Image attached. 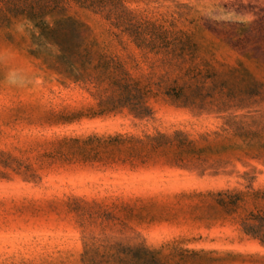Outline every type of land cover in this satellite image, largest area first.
<instances>
[{
	"label": "rangeland",
	"instance_id": "rangeland-1",
	"mask_svg": "<svg viewBox=\"0 0 264 264\" xmlns=\"http://www.w3.org/2000/svg\"><path fill=\"white\" fill-rule=\"evenodd\" d=\"M121 1L158 22L173 15L189 30L198 24L201 31L194 38L208 65L220 71L239 63L264 80V0ZM106 42L131 73L146 72L129 41ZM29 49L22 25L7 33L0 30V264H80L83 244L91 240H143L162 246L173 264H264V247L239 232L236 217L196 195L243 190L247 182L241 173L251 166L257 169L252 186H263L262 166L235 163L231 173L229 167L226 174L201 176L160 160L133 166L88 161L72 144L59 142L175 129L195 134L217 129L220 118L194 117L158 99L150 101L153 116L148 120L124 112L63 123L59 112L92 100L78 86L62 84Z\"/></svg>",
	"mask_w": 264,
	"mask_h": 264
},
{
	"label": "trees",
	"instance_id": "trees-1",
	"mask_svg": "<svg viewBox=\"0 0 264 264\" xmlns=\"http://www.w3.org/2000/svg\"><path fill=\"white\" fill-rule=\"evenodd\" d=\"M169 16L160 22L148 19L121 0H0V30L7 33L22 25L30 40L28 54L61 78L62 84H74L89 94L91 104L59 112L63 123L124 112L135 120H148L153 116L150 101L158 99L194 117L221 119L217 129L195 134L175 129L59 141L75 146L83 158L131 166L160 160L201 176L226 174L229 167L231 173L235 163L250 167L254 162L264 168V80L239 63L220 71L208 65L194 38L201 27L193 24L189 30ZM123 38L146 64L145 73H131L108 51V39L121 43ZM132 60L136 65L137 60ZM256 172V166H251L241 173L247 182L243 190L231 187L196 195L235 216L239 232L264 247V185L252 186ZM162 250L143 240H91L83 244L80 264H173Z\"/></svg>",
	"mask_w": 264,
	"mask_h": 264
}]
</instances>
